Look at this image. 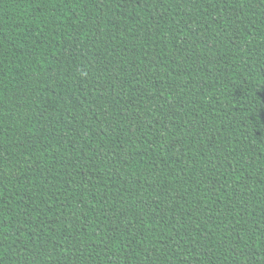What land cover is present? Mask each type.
Masks as SVG:
<instances>
[{
    "label": "trees",
    "instance_id": "16d2710c",
    "mask_svg": "<svg viewBox=\"0 0 264 264\" xmlns=\"http://www.w3.org/2000/svg\"><path fill=\"white\" fill-rule=\"evenodd\" d=\"M0 264H264V0H0Z\"/></svg>",
    "mask_w": 264,
    "mask_h": 264
}]
</instances>
